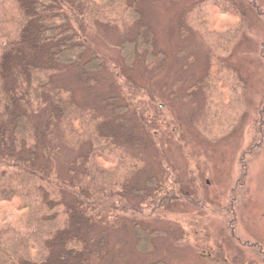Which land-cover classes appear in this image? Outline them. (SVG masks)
Instances as JSON below:
<instances>
[{"label": "trees", "instance_id": "trees-1", "mask_svg": "<svg viewBox=\"0 0 264 264\" xmlns=\"http://www.w3.org/2000/svg\"><path fill=\"white\" fill-rule=\"evenodd\" d=\"M250 6L264 18L257 0ZM219 15L239 22L220 24ZM184 22L209 49L211 71L194 89L205 97L206 133L216 136L249 107L246 81L224 58L235 49L239 31L251 27L250 16L235 0H202ZM100 25L124 29L120 50L127 66L140 61L153 69L164 62L139 0H0V264H92L103 216L131 208L161 218L181 199L178 186L166 187L159 176L147 178L145 188L138 184L142 144L126 132L118 109L109 116L78 104L57 78L76 67L78 79L92 84L105 60L93 50L85 61L92 49L87 34ZM142 88L126 90L134 98L130 92L137 96ZM232 103L236 107L230 112ZM127 110L120 106L119 115ZM162 113L154 111L155 126L143 125L157 144L161 132L171 128ZM63 147L76 155L70 171L76 176L68 180L45 163ZM245 177L232 198L238 200ZM132 224L142 254L154 252L156 241L170 235L136 218ZM196 224L200 229L204 221Z\"/></svg>", "mask_w": 264, "mask_h": 264}, {"label": "rangeland", "instance_id": "rangeland-1", "mask_svg": "<svg viewBox=\"0 0 264 264\" xmlns=\"http://www.w3.org/2000/svg\"><path fill=\"white\" fill-rule=\"evenodd\" d=\"M200 1L139 0L144 22L164 55V62L153 69L140 61L133 68L127 66L120 50L124 29L100 25L87 34L92 49L85 61L93 50L105 60L102 71L92 75V84L78 79L76 67L57 76L78 104L100 108L109 116L118 109L126 132L142 144L139 152L144 163L138 184L145 188L147 178L159 176L166 187L176 184L181 195L161 218L131 208L103 216L96 230L98 250L92 264H264V18L252 11L251 0H235L250 16L251 27L239 31L235 49L224 60L246 81L249 107L240 120L229 123L227 131L211 136L205 130V97L194 89L211 71L210 53L201 34L184 27L185 17ZM257 3L264 11V0ZM218 19L220 24L239 22L223 15ZM130 85L143 87L144 93L134 96L130 92L131 98L126 90ZM125 104L127 112L119 115V107ZM235 107L232 103L229 110ZM156 109L171 123L170 130L157 138L158 144L143 126L147 122L155 126ZM75 158L72 150L63 147L52 162L45 163L68 180L76 176L70 172ZM244 173V186L236 200L232 193ZM187 196L194 201H187ZM135 218L146 227L169 232L156 241L154 252L137 251ZM201 220L204 231L196 224ZM199 231L203 235L193 236Z\"/></svg>", "mask_w": 264, "mask_h": 264}]
</instances>
